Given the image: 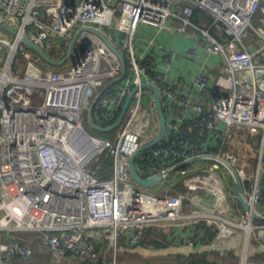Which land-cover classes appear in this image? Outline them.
I'll use <instances>...</instances> for the list:
<instances>
[{
  "label": "built area",
  "instance_id": "1",
  "mask_svg": "<svg viewBox=\"0 0 264 264\" xmlns=\"http://www.w3.org/2000/svg\"><path fill=\"white\" fill-rule=\"evenodd\" d=\"M262 5L264 0H0V19L16 28L15 33L0 32V264L28 259L36 252L34 244L13 236L17 231L36 233L40 251L54 263L102 257L100 264H118L121 245L140 243L149 226L206 214L183 213L184 195L178 193L172 194L178 197V205L160 215L129 173V157L159 129L154 94L143 82L159 89L167 108V128L163 138L148 148V155L141 156L138 171L151 175L199 156L188 168L172 173L181 174L190 189L214 192L215 209L218 194H224L234 213L229 198L238 199L237 191L235 187L225 191L219 163L231 172L216 156L229 163V158L237 157L207 147L219 142L221 147L219 139L237 132L244 141L258 143L254 164L236 171L252 209L262 214L264 32L252 23ZM196 14L204 19L208 15V23L196 22ZM140 26L152 29L154 36L166 28L193 35L203 50L222 56V73L213 85L204 69L190 85L171 79L169 69L177 53L168 50L161 62L152 52L138 53ZM88 28L103 33L128 60L124 78L98 98L93 110L96 123L111 125L133 92L112 138L92 132L86 110L99 91L121 74L122 66L107 43ZM219 28L223 41L218 38ZM248 29L261 37L260 49L245 44L242 35ZM25 32L55 58L65 55L77 33L66 66L47 63L23 39ZM186 55L194 58L196 49L189 48ZM195 93L207 100H194ZM185 131L206 137L208 146L192 142ZM106 156L111 158V175L102 177L99 162ZM191 179L197 184L187 183ZM208 179L219 182L222 190L207 187ZM247 181L252 183L249 197ZM129 195L139 199L134 209L127 208ZM247 216L245 228L250 224L254 230L259 228L256 231L264 230V224L255 226V219L248 212ZM218 227L220 234L232 236L228 221H219ZM224 227L231 231L224 232Z\"/></svg>",
  "mask_w": 264,
  "mask_h": 264
},
{
  "label": "crops",
  "instance_id": "2",
  "mask_svg": "<svg viewBox=\"0 0 264 264\" xmlns=\"http://www.w3.org/2000/svg\"><path fill=\"white\" fill-rule=\"evenodd\" d=\"M254 17L255 20L257 18L256 21L260 23L261 19H264V8L260 7ZM194 20L202 24L208 23L206 18L204 19L203 15L196 14ZM258 27L263 26H260L259 24ZM215 33L218 34V30H215ZM137 36V52H152L159 62L162 61V57L168 50H172L177 53L178 57L169 69V76L171 79H177L190 85L192 84L195 75L200 70L204 69L208 74L209 85H213L218 74L220 75L223 71L225 61L220 54L217 55L209 53L206 49L203 50L193 35H189L180 29H162L156 36H154L152 29H145V27L140 26ZM250 37L245 40L243 39L245 44L252 50L260 49L262 46L261 37L258 35H256L253 39L252 36ZM218 38L220 41L225 39V35L222 33L220 28ZM144 39H146V41H144ZM189 48L196 49L197 55L194 58L187 57L186 52ZM66 62L67 61L63 62L59 66H66ZM203 63L205 66H203ZM148 94L150 95L151 93L149 92ZM193 98L199 102L207 100L204 95L201 96L199 93L193 94ZM221 132L224 134V130H221ZM224 136L225 137L221 139L222 146L219 152H231L232 155L237 157L239 167L242 165L251 166V163L254 164L258 143L244 141V139L240 137L237 132H233L231 135L225 134ZM107 175H111V167H109ZM219 176L221 178L220 182L224 186L229 187L230 179L224 170L220 173L219 169ZM164 184L167 186L165 187L166 190H168L169 186L166 184V180L149 186H142V192L145 193V196L150 198V203L152 202L156 205V207L161 208V210L173 203L177 206L179 201L178 197L168 199L166 195H161V193L156 191L162 188ZM244 187L249 197L252 189V183L247 181L244 183ZM174 194L178 193L174 192ZM201 196L196 194L191 195L190 198L183 196L180 204L182 208L184 206L188 209L194 207L193 205L198 207L199 204H201L204 206L206 200ZM229 202L234 210V213L230 209H222L220 206L219 209L217 208L213 211V213H215V218H219V221L226 220L230 223L233 227L232 236L220 234V232L217 231V224V226H215L216 229L212 227L209 228L207 226H197L196 223H198L201 218H194V216L190 217V219H178L182 221L174 220L168 225L161 223L164 221L163 220L159 222V224L152 227L151 231L148 232L146 237L140 243L133 246H128L123 243L119 249L118 264L119 262L121 264H192L193 260L199 258L200 256L204 257L206 260H209L212 256L217 258L219 257V259L215 260L214 264H236V260L238 259L237 257H239L238 250H240L238 247L241 242V234L238 233V230H244L242 224L246 221L243 217H245L248 221V216L239 199L230 196ZM138 203L139 199H137V197L130 195L127 197L128 209L136 208ZM161 204H163V207H160ZM237 219H239L237 221L238 224H235L234 222H236ZM240 222H242V224H240ZM190 241L194 244H191ZM246 245L248 246L247 255L250 257V264H264V239H261L259 243L255 240L254 243H251V247L248 240ZM242 251L243 250L240 252L241 255ZM107 256L108 252L105 251L104 257ZM193 257L194 259H192Z\"/></svg>",
  "mask_w": 264,
  "mask_h": 264
},
{
  "label": "water",
  "instance_id": "3",
  "mask_svg": "<svg viewBox=\"0 0 264 264\" xmlns=\"http://www.w3.org/2000/svg\"><path fill=\"white\" fill-rule=\"evenodd\" d=\"M0 29L10 32V33H15L16 32V28L8 23H6L5 21L0 19ZM89 31H92L96 34H98L109 46V48L116 54V56L118 57L122 69H121V74L114 78L113 80H111L110 82H108L100 91L99 93L90 101L87 110H86V118H87V124L88 126L95 130V131H108V130H112L113 128L117 127V125L119 124L121 118L123 117V114L126 110L127 104L129 103L131 96L133 94V92L128 96V98L125 101V104L123 105V108L119 114V116L117 117V119L114 121V123H112L111 125H101L99 123H96L93 119V110L96 104V101L98 100V98L111 86L117 84L118 82H120L126 73V60L124 55L122 54V52L113 45V43H111L106 36L103 33L98 32L97 30H95L94 28H88ZM260 30L262 32L263 28H260ZM23 39L28 43V45L30 47H32L36 52H38L41 57L49 64L51 65H60L63 62H65L71 55V52L73 50V46L75 44V40L77 38V33H75L72 38L71 41L68 45L67 51L65 53V55L62 58H55L52 57L40 44H38L37 42H35L26 32L23 33L22 35ZM142 86L151 89V91L154 94V98H155V104L157 107V111H158V117H159V129L157 134L148 142L143 143L130 157L128 160V169H129V173L131 175V177L133 178L134 181H136V183L139 186H149L152 185L154 183L157 182H161L163 181V179L165 178L166 175L172 173L173 171H175L178 168H181L195 160H198L200 157L199 156H193L189 159L186 160H182L180 162H178L176 165H174L173 167L165 170V171H159L157 173L151 174V175H146L144 176L143 174H141L138 169L136 168V158L139 155V153H141L142 151L152 147L154 144L158 143L163 136L166 133V128H167V119L163 110V105H162V100H161V94L159 92V89L152 83H148V82H143ZM210 157H214L213 155H211ZM220 161H222L227 168L229 169V171L231 172L233 179H234V183H235V188L237 191V195H238V199L241 203V205L243 206V208L246 210V212L251 214V217L255 220H262L264 221V212L262 214L257 213V211H255L254 209H252L250 202L248 201V199L246 198V195L244 193L243 187H242V183L241 180L239 178V175L237 173V171L235 170V168L232 166L231 163L227 162L225 159H223V157L220 156H216Z\"/></svg>",
  "mask_w": 264,
  "mask_h": 264
},
{
  "label": "rangeland",
  "instance_id": "4",
  "mask_svg": "<svg viewBox=\"0 0 264 264\" xmlns=\"http://www.w3.org/2000/svg\"><path fill=\"white\" fill-rule=\"evenodd\" d=\"M256 20H257V18H256ZM255 20V17H254V19H253V21H252V23H253V25H254V27H258L259 26V24H260V26H263L262 28H264V25H263V22H264V19L262 18L261 19V21H260V23H258V21H256ZM262 23V24H261ZM4 30H2V29H0V32H3ZM5 32H7V31H5ZM11 34V33H10ZM253 35H255V33H254V31L252 30V29H248V30H246L244 33H243V35H242V38L245 40V39H248L250 36H252V39L254 38V36ZM251 38V37H250ZM93 132V131H92ZM113 134L114 133H112L110 136H107V137H109V138H112L113 137ZM225 154H228L227 153V151H226V153ZM230 159V162H231V164H232V166L235 168V170H237V169H240L239 168V166H238V164H239V162H238V160L236 159V160H234L233 158H229ZM219 169H220V173L224 170L225 171V173L228 175V177H229V179H230V183H229V187H227V186H225V191L226 192H228V193H230L232 190H234V187H235V184H234V181H233V178H232V176H231V174L228 172V170L223 166V164H221V163H219ZM193 172H195V171H193ZM192 172V173H193ZM218 173H219V170H218ZM176 175V173H172V175ZM222 175V174H221ZM241 175V174H240ZM240 175H239V177H240ZM168 179V178H167ZM166 179V180H167ZM182 180V184H183V188L181 189V187H178L177 188V186H176V182H175V177H173L172 176V178H171V180L170 181H172V183L169 181V187L170 188H168V190H166V188L165 187H167L165 184H164V186L162 187V188H160L159 190H156V191H158L159 193H161V195H166L167 197H168V199L170 198V199H173L172 197H174V196H172V194H174V192H177V193H181V194H183L184 196H186V197H189L190 198V196L191 195H193V194H196V195H199V196H201V197H203V198H205V200H206V203H204V206L203 205H201V204H199V206L197 207L196 205H193L194 207H192V208H185L184 206H183V208H182V206H181V211L183 212V213H185V214H188V213H193V212H195V213H200V212H203V213H205L206 212V214H202V216L204 217V218H206L207 219V214L210 212V211H214V210H216L217 208L219 209V206L215 209V198H216V195H215V193L214 192H212L211 190H210V192L209 191H207V190H204V189H200V188H196V189H190V188H188L186 185H185V183H183V179H181ZM174 182V183H173ZM211 182H213V181H211ZM217 183H219V182H217ZM173 184H175V185H173ZM171 185H173V186H171ZM184 188H186V189H188L189 191H190V194H185L184 193V191H183V189ZM144 197H146L145 195H144ZM175 198V197H174ZM219 203V200L217 201V204ZM160 207H163V204H161L160 205ZM165 207V206H164ZM175 207V204L173 203V204H171L170 206H168V207H166V208H164L163 210H161V208H158L157 207V210H158V213L160 214V215H164L165 214V212L166 211H169V210H171L172 208H174ZM205 207V208H204ZM215 214V213H214ZM214 214H212V215H210V216H215ZM244 218V220L246 221L245 223H243L242 225H243V228H244V230L243 229H239L238 230V233H240L241 234V242H240V244H239V247L238 248H240V250H238V254H239V257H237L238 259L236 260L237 262H236V264H239L240 262L241 263H243V264H250V262H249V258L250 257H248L247 256V261H242V256H241V254H240V252H241V250H243V247L245 246V244H246V240H247V232H248V230H246L247 228H245L244 227V225H246L247 224V219L245 218V217H243ZM240 219V218H239ZM239 219H237V220H239ZM174 220H178V219H166V220H164L163 222H161V223H165V225H168V224H171L172 223V221H174ZM194 220V219H193ZM178 221H182V220H178ZM184 221V220H183ZM199 221H201V220H199ZM204 221V220H203ZM212 221V224L213 225H215V226H217V225H219V223H217V222H215L214 220H211ZM176 222V221H175ZM205 222L207 223V221L205 220ZM211 224V225H212ZM217 224V225H216ZM252 224L253 225H255V226H257V225H261V224H264V221H262V220H254L253 222H252ZM259 228H256V230H258ZM217 231H219V229H218V227H217ZM16 234V235H15ZM15 234H13V236L14 237H17V238H19V239H21V241L22 242H24V243H29V244H34V243H37L38 242V237H37V234L36 233H33V232H22V231H17V232H15ZM243 235V236H242ZM259 236H257V235H255V233H252L251 235H250V239H249V241L251 242V243H254L255 242V240H257L258 241V243H259V241L261 240V239H259L258 238ZM6 240V239H5ZM7 240H9V239H7ZM190 243L191 244H194L192 241H190ZM218 249V248H217ZM243 252V251H242ZM118 253V255H117V257H118V261H119V251L117 252ZM217 259H219V257L217 258V257H215V256H212V257H210V259L209 260H207V261H213V262H215V260H217ZM121 261V260H120ZM13 263H15V264H72L73 263V261H72V259H66V260H64V261H61V262H57V263H54L52 260H51V258H50V256H48V254L47 253H45V252H35L31 257H29L28 259H24V260H14V262ZM119 264H121L120 262H119ZM172 264H174V263H172ZM212 264V263H211ZM217 264V263H216ZM219 264V263H218Z\"/></svg>",
  "mask_w": 264,
  "mask_h": 264
},
{
  "label": "trees",
  "instance_id": "5",
  "mask_svg": "<svg viewBox=\"0 0 264 264\" xmlns=\"http://www.w3.org/2000/svg\"><path fill=\"white\" fill-rule=\"evenodd\" d=\"M264 8V5H262L261 6V8ZM197 13H202L201 11H198ZM203 14V13H202ZM204 16H205V18L207 19V20H209V17H208V15H206V14H204ZM254 37L256 36V34L255 35H253ZM125 60H126V66H127V68H128V60H127V57H126V55H125ZM117 85V84H116ZM115 85V86H116ZM163 110H164V113H165V115H166V113H167V108L165 107V106H163ZM102 123L103 124H107L108 122L107 121H102ZM92 131H93V133H96V134H98V135H101V136H110L114 131L113 130H108V131H95V130H93L92 129ZM185 135L187 136V137H190V139H191V141L192 142H196V143H205L206 144V146H208V142H207V138L206 137H201V136H197V135H195V134H193V133H189V132H186L185 131ZM220 141H221V139H220ZM208 149V151H211V152H214V153H218L221 149V147H220V142H219V144L218 145H214V146H208L207 147ZM148 153H149V149H146V150H144V151H142L138 156H137V158H136V160H135V162H136V164H137V166L139 167L140 165H142L141 163H142V160H141V156H147L148 155ZM100 163V168H99V171H98V174L100 175V176H102V177H108V171H109V167H111V158H110V156H106L102 161H100L99 162ZM189 167V165H186V166H184L183 168L184 169H186V168H188ZM139 171L143 174V175H146V172H144V171H142L141 169H139ZM172 176L173 177H175V184H176V186H177V188L178 187H181V189L183 188V184L181 183L182 182V175L181 174H177L176 173V175L174 174V175H171L167 180H166V184L167 185H169V181L171 180V178H172ZM171 183H172V181H170ZM174 183V182H173ZM175 184H173V185H175ZM173 185H171V186H173ZM170 188V187H169ZM183 191H184V193L185 194H190V191L188 190V189H186V188H184L183 189ZM197 224V226H199V227H204V226H207V227H212V228H215V225H208L206 222H205V220L203 221V219L201 220V221H199L198 223H196ZM152 227H154V226H149L148 228H147V230H146V232H145V235H144V238L146 237V235L148 234V232H150L151 231V229H152ZM216 229V228H215ZM143 238V239H144ZM142 239V240H143ZM141 240V241H142ZM140 241V242H141ZM34 245H35V250H36V252H38V251H40V249H39V245H37V243H34ZM69 259H72V261H73V263L72 264H100V261H101V259H102V257L100 258V259H97V260H88V259H78V258H69ZM192 259H194V257L192 258ZM24 260V259H23ZM214 264V262L213 261H207L206 259H204V257H199V258H196V259H194L193 260V263L192 264ZM12 264H15V263H12ZM26 264V263H25Z\"/></svg>",
  "mask_w": 264,
  "mask_h": 264
},
{
  "label": "bare ground",
  "instance_id": "6",
  "mask_svg": "<svg viewBox=\"0 0 264 264\" xmlns=\"http://www.w3.org/2000/svg\"><path fill=\"white\" fill-rule=\"evenodd\" d=\"M207 187H209L210 189H212V190H214V191H219V190H222V188H221V186L219 185V183H217V182H211V179H208L207 181ZM187 183H190V184H197V181H196V179H191V180H187ZM219 196H218V200H225V196H224V194H222V193H220V194H218ZM218 206H219V203L217 204ZM213 214V212H209L208 214H207V219H209V220H214L215 222H217V223H219V218H215L216 216H210V215H212ZM196 217H200L201 219H203L202 217V215H196ZM175 218H177L176 217V215H175ZM190 219V218H189ZM235 219V218H234ZM242 226V225H241ZM238 227V226H237ZM246 230H248V232H247V234H248V238H247V240L249 239V237H250V235L252 234V233H255V235H257V236H259V233H261V234H263L264 233V230H259V231H256V230H254V228H253V226L252 225H247L246 226ZM224 230H225V227H224ZM259 232V233H258ZM246 240V242H248ZM249 245H251V244H249ZM247 245H245L244 246V249H247ZM251 247V246H250ZM244 260L245 261H247V259L246 258H244Z\"/></svg>",
  "mask_w": 264,
  "mask_h": 264
},
{
  "label": "flooded vegetation",
  "instance_id": "7",
  "mask_svg": "<svg viewBox=\"0 0 264 264\" xmlns=\"http://www.w3.org/2000/svg\"><path fill=\"white\" fill-rule=\"evenodd\" d=\"M227 202H226V200H219V206H220V208H222V209H225V208H228V205L226 204ZM231 231V228H228V227H225V230H224V232H230ZM259 233V232H258ZM259 235H264V233L263 234H261V233H259ZM249 240V239H248ZM247 240V241H248ZM249 244H251L250 243V241H249ZM246 245V244H245ZM251 246V245H250ZM248 254V251H247V249H244V247H243V252H242V256H243V260H244V258H246L247 259V255Z\"/></svg>",
  "mask_w": 264,
  "mask_h": 264
}]
</instances>
